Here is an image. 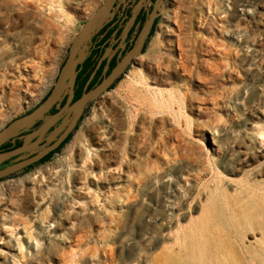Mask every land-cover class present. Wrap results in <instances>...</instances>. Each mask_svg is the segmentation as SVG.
<instances>
[{
    "label": "rangeland",
    "instance_id": "374dc122",
    "mask_svg": "<svg viewBox=\"0 0 264 264\" xmlns=\"http://www.w3.org/2000/svg\"><path fill=\"white\" fill-rule=\"evenodd\" d=\"M25 1L0 0V129L48 94L103 2ZM263 140L264 0H162L70 139L0 178V264H264Z\"/></svg>",
    "mask_w": 264,
    "mask_h": 264
},
{
    "label": "water",
    "instance_id": "95a60500",
    "mask_svg": "<svg viewBox=\"0 0 264 264\" xmlns=\"http://www.w3.org/2000/svg\"><path fill=\"white\" fill-rule=\"evenodd\" d=\"M115 0H103L72 40L56 79L43 100L27 113L16 117L0 129V147L11 142L12 147L0 150V178L13 174L40 161L55 150L76 128L87 105L106 91L142 52L149 30L158 16L162 0H155L134 45L117 60L112 69L92 88L73 100L77 67L88 55L89 43L95 32L111 16ZM92 76L88 79L87 83ZM65 102L61 104L62 100ZM57 107L52 112L53 107ZM21 143L15 145L16 140Z\"/></svg>",
    "mask_w": 264,
    "mask_h": 264
},
{
    "label": "flooded vegetation",
    "instance_id": "af4514ba",
    "mask_svg": "<svg viewBox=\"0 0 264 264\" xmlns=\"http://www.w3.org/2000/svg\"><path fill=\"white\" fill-rule=\"evenodd\" d=\"M154 1L155 0L114 1L111 9V16L102 27L94 33L91 42L89 43L88 55L77 67L78 72L74 86L73 100L78 98L84 90L92 88L97 84L103 76L112 69L117 60L134 45L148 14L153 8ZM157 17L158 16L154 19L146 41L151 36L152 30L155 28ZM145 44L142 50L145 48ZM90 76L92 77L87 83ZM114 83L110 87H112ZM65 99L66 98L62 100L61 104L65 102ZM56 109V106L53 107L52 112ZM73 131L69 135L72 136ZM18 140L19 139H17L16 142ZM16 142L14 146H17ZM5 163L6 162L0 167L4 166Z\"/></svg>",
    "mask_w": 264,
    "mask_h": 264
},
{
    "label": "bare ground",
    "instance_id": "6f19581e",
    "mask_svg": "<svg viewBox=\"0 0 264 264\" xmlns=\"http://www.w3.org/2000/svg\"><path fill=\"white\" fill-rule=\"evenodd\" d=\"M5 2H6V0H4ZM17 1V0H16ZM49 1V0H48ZM51 1V0H50ZM55 1H57V0H55ZM60 1V0H59ZM197 1V0H196ZM20 2V1H19ZM24 2H27V1H25L24 0ZM199 2V1H198ZM201 2V1H200ZM207 2V1H206ZM11 3V2H10ZM21 3V2H20ZM23 3V2H22ZM50 3V2H49ZM51 3H52V1H51ZM7 4H9V3H7ZM42 4V3H41ZM77 4V3H76ZM207 4V3H206ZM26 5V4H25ZM24 5V6H25ZM29 5V4H28ZM31 5V4H30ZM49 5H51V4H49ZM21 6H22V4H21ZM46 6H48V4L46 5ZM26 7V6H25ZM33 7V6H32ZM49 7V6H48ZM47 7V8H48ZM52 7H53V5H52ZM37 8H38V5H37ZM35 9V8H34ZM30 10V9H29ZM40 10V9H39ZM49 11V10H48ZM26 12V11H25ZM35 12H37V11H35ZM42 12V11H41ZM44 12V11H43ZM42 12V13H43ZM52 12H55V11H52ZM47 14H49V13H47ZM24 15V14H23ZM38 15H39V13H38ZM38 15H37V17H38ZM46 15V14H45ZM191 15L192 14H190V16H189V18L191 17ZM43 16V15H42ZM52 16V15H51ZM41 17V16H40ZM50 17V16H49ZM29 18V17H28ZM33 18V17H32ZM45 18H47L48 19V16L46 17L45 16ZM27 19V18H26ZM50 19V18H49ZM32 20V19H31ZM51 20V19H50ZM52 21H53V19H52ZM170 21V20H169ZM55 22V21H54ZM36 23V22H35ZM53 23V22H52ZM39 24V23H38ZM54 24H56V23H54ZM177 24V23H176ZM45 25V24H44ZM180 25H181V23H180ZM183 25V24H182ZM38 26V25H37ZM50 26H51V23H50ZM7 27V26H6ZM44 27V26H43ZM57 27V26H56ZM55 27V28H56ZM179 27V26H178ZM13 28H15V27H13ZM51 28V27H50ZM180 28H181V26H180ZM183 28V27H182ZM51 31L53 30V29H50ZM49 30V31H50ZM56 30V29H55ZM172 30V29H171ZM175 30H177V29H175ZM182 30V29H181ZM20 31V30H19ZM54 31V30H53ZM11 32V31H10ZM47 32V31H46ZM176 32V31H175ZM3 33V32H2ZM52 33V32H51ZM178 33V32H177ZM5 34H6V32H5ZM4 34V35H5ZM11 34H12V32H11ZM14 35V34H13ZM18 35V34H17ZM3 36V35H2ZM1 37V36H0ZM10 38V37H9ZM8 37H7V39H9ZM25 38H26V36H25ZM0 39H2V37L0 38ZM13 39V38H12ZM181 39V38H180ZM5 40V39H4ZM185 41V39H181V40H177L176 42L178 43V48H179V50H183V49H185V48H183V41ZM18 41V40H17ZM16 41V42H17ZM27 41V40H26ZM2 42H3V40H2ZM13 42V41H12ZM175 42V43H176ZM10 43V42H9ZM14 43V42H13ZM29 43V42H28ZM4 44V43H3ZM12 44V43H11ZM155 42H153V44H152V48H150V51H154L155 50ZM2 45V44H1ZM0 45V46H1ZM8 45V44H7ZM15 45H18V44H15ZM25 45V44H24ZM14 46V45H13ZM26 46H27V43H26ZM172 46H174V45H172ZM9 48V47H8ZM7 48V49H8ZM10 49H11V47H10ZM13 49V48H12ZM24 48H22L21 50H23ZM3 50V49H2ZM25 50V49H24ZM1 51V50H0ZM11 51H13V50H11ZM15 51V50H14ZM10 54V53H9ZM26 54V53H25ZM21 55V54H20ZM27 56V55H26ZM4 57V56H3ZM9 57V56H8ZM7 57V58H8ZM17 57H19V56H17ZM24 57H25V55H24ZM29 57V56H28ZM162 57V56H161ZM11 59V58H10ZM13 59V58H12ZM2 60V59H1ZM14 60V59H13ZM22 60V59H21ZM20 60V61H21ZM24 60V59H23ZM5 61V60H4ZM19 61V60H18ZM0 63H1V61H0ZM6 63H8V61H6ZM25 63H27V62H25ZM29 63V62H28ZM31 63V62H30ZM2 64V63H1ZM5 64V63H4ZM34 64V63H33ZM36 64V63H35ZM162 64V63H161ZM7 65V64H6ZM186 65V64H185ZM1 66V65H0ZM9 66V65H8ZM28 66V65H27ZM146 66V65H145ZM153 66V65H152ZM152 66H150V67H152ZM167 66V65H166ZM26 67V66H25ZM14 68V67H13ZM16 68V67H15ZM24 68V67H23ZM36 69H38V68H36ZM152 69V68H151ZM154 70V69H153ZM185 70H186V68H185ZM19 71V70H18ZM40 71V70H39ZM7 72V71H6ZM31 72V71H30ZM1 73H2V71H1ZM4 74H5V72H3ZM16 74V73H15ZM19 74V73H18ZM27 74V76L28 77H30V79H33V77L32 76H30L28 73H26ZM3 75V74H2ZM14 75V74H13ZM39 75V74H38ZM8 76V75H7ZM4 78V77H3ZM2 78V79H3ZM6 78V77H5ZM11 78H12V76H11ZM25 78V77H24ZM37 78V77H36ZM7 79V78H6ZM14 79V78H13ZM7 80H9V79H7ZM35 80V79H34ZM20 81V80H19ZM25 81V80H24ZM34 82V81H33ZM37 82V81H36ZM41 82V81H40ZM136 82V81H135ZM140 82V81H139ZM137 83H138V81H137ZM141 83V82H140ZM20 84V83H19ZM26 84V83H25ZM31 84V83H30ZM38 84V83H37ZM41 84V83H40ZM24 85V84H23ZM150 85H152V84H150ZM15 86V85H14ZM40 86V85H39ZM129 87L131 88L132 87V84H130L129 85ZM19 88V87H18ZM40 88V87H39ZM21 89H22V87H21ZM26 89V88H25ZM28 89V88H27ZM2 90V89H1ZM23 90V89H22ZM30 90V89H29ZM31 91V90H30ZM5 92V91H4ZM26 92V94L28 93L29 95H32L31 93H29L28 91H25ZM33 92V91H32ZM35 92V91H34ZM162 93V92H161ZM160 93V94H161ZM3 94V93H2ZM158 95H159V93H158ZM6 96V95H5ZM34 96V95H33ZM161 96V95H160ZM165 96H167V94L165 95ZM155 97V96H154ZM162 97V96H161ZM158 98V97H157ZM30 99V98H29ZM33 99V98H32ZM163 99V98H162ZM167 99V98H166ZM27 101V100H26ZM157 101H158V99H157ZM159 102V101H158ZM164 102V101H163ZM152 103V102H151ZM157 103V102H156ZM155 105V104H154ZM152 111V110H151ZM260 127V126H259ZM248 130V129H247ZM259 136H261L260 134H259ZM262 137V136H261ZM260 137V138H261ZM263 138V137H262ZM261 138V139H262ZM260 139V140H261ZM101 140V139H100ZM264 141V140H263ZM99 142V141H98ZM92 154V153H91ZM108 156V155H107ZM110 169V168H109ZM108 169V170H109ZM103 171V170H102ZM93 173V172H92ZM100 173H102L101 171H100ZM104 173H102L101 175H103ZM100 175V174H99ZM94 176V175H93ZM98 177V176H97ZM89 178V177H88ZM130 178H131V176H130ZM34 179V178H33ZM97 179H99V178H97ZM91 180V179H90ZM16 181V180H15ZM33 181V180H32ZM88 181V180H87ZM88 183V182H87ZM20 184V183H19ZM11 188V187H10ZM9 189V188H8ZM10 190H12V189H10ZM9 191V190H8ZM5 192V191H4ZM15 192V191H14ZM13 193V192H12ZM65 194V193H64ZM79 194V193H78ZM80 195V194H79ZM5 196H6V194H5ZM21 196V195H20ZM60 197V196H59ZM110 199V198H109ZM113 200V199H112ZM117 204V203H116ZM13 206V202L11 201V200H8V199H6L5 197H0V233H5L4 232V229H5V227L7 226L6 225V223L7 222H5L6 221V217L8 216V212L9 213H12V207ZM14 210V209H13ZM67 215V214H66ZM9 222H11V221H9ZM5 235V234H4ZM4 237V236H3ZM0 238H2V236L0 235ZM2 239H4V238H2ZM1 239V240H2ZM43 239H44V237H43ZM29 241V240H28ZM1 243V242H0ZM19 249V248H18ZM0 250H1V248H0ZM3 251V250H2ZM20 251V250H19ZM30 251V250H29ZM30 254V253H29ZM161 255V254H160ZM4 256V255H3ZM2 256V257H3ZM1 257V258H2ZM8 260V259H7ZM20 260V259H19ZM18 260V261H19ZM15 261H17V260H15ZM14 263V262H13ZM17 263V262H16ZM18 263H20V262H18ZM17 263V264H18ZM164 263V258L163 257H161V256H158V257H156L155 258V260H154V264H163ZM15 264V263H14Z\"/></svg>",
    "mask_w": 264,
    "mask_h": 264
},
{
    "label": "trees",
    "instance_id": "16d2710c",
    "mask_svg": "<svg viewBox=\"0 0 264 264\" xmlns=\"http://www.w3.org/2000/svg\"><path fill=\"white\" fill-rule=\"evenodd\" d=\"M152 32H153V30H152ZM111 88V87H110ZM81 118H82V116H81ZM81 118H80V120H81ZM70 137H71V135H69L66 139H65V141L64 142H62L61 144H60V146L59 147H57L55 150H53V151H51V152H49L47 155H45L40 161H38L37 163H41V162H44V161H46V160H48L54 153H56L69 139H70ZM11 144L12 143H10V142H6V143H4L1 147H0V149H7V148H10L11 147ZM20 144V140H18L17 142H16V145H19ZM34 164H36V163H34ZM34 164H31V165H29V166H27V167H25V168H29V167H31L32 165H34ZM25 168H23V169H25Z\"/></svg>",
    "mask_w": 264,
    "mask_h": 264
}]
</instances>
